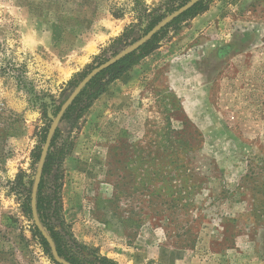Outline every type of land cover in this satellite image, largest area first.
Here are the masks:
<instances>
[{
  "label": "rangeland",
  "instance_id": "obj_1",
  "mask_svg": "<svg viewBox=\"0 0 264 264\" xmlns=\"http://www.w3.org/2000/svg\"><path fill=\"white\" fill-rule=\"evenodd\" d=\"M189 1L0 0V264H58L30 208L52 121ZM132 53L51 138L35 202L59 256L129 264L163 245L183 264H264V0H199Z\"/></svg>",
  "mask_w": 264,
  "mask_h": 264
},
{
  "label": "water",
  "instance_id": "obj_2",
  "mask_svg": "<svg viewBox=\"0 0 264 264\" xmlns=\"http://www.w3.org/2000/svg\"><path fill=\"white\" fill-rule=\"evenodd\" d=\"M198 1L199 0H190L184 6H182L181 8H179L177 11L173 12L171 15H169L165 19H163L159 24H157L151 31H149L138 42H136L135 44H133L129 48H127L124 51H122L119 54H117L112 59L108 60L107 62H105L101 66H99L96 69H94L93 71H91L75 87V89L72 91V93L69 95V97L62 104V106L60 107L57 115L53 119L52 124H51V126H50V128L48 130L47 135H46L45 142H44V145H43L41 154H40L38 166H37V169H36L35 178H34L32 190H31L30 208H31V215H32V219H33L34 225H35L36 229L38 230L39 234L41 235V237L47 243V245H48V247L50 249L51 255H52V257H53V259H54V261L56 263H58V264H70L69 262L63 260L59 256V254H58V252H57V250L55 248V245H54L52 239L49 237V235L47 234V232L42 227V225H41V223H40V221L38 219V215H37V211H36V202H35V200H36V193H37V189H38V186H39L40 176H41L43 164H44V161H45V157H46V154H47V150H48V147H49L51 138H52V136H53V134H54L57 126H58V123H59L60 119L62 118V116H63L64 112L66 111V109L68 108V106L74 101V99L78 96V94L81 92V90L85 87V85L93 77H95L100 72H102L104 70H107L109 67L113 66L115 63H117L118 61H120L121 59H123L124 57H126L127 55H129L130 53H132L133 51H135L136 49H138L139 47H141L156 32H158L160 29H162L166 24H168L174 18H176L177 16L181 15L182 13H184L186 10H188L190 7H192Z\"/></svg>",
  "mask_w": 264,
  "mask_h": 264
},
{
  "label": "trees",
  "instance_id": "obj_3",
  "mask_svg": "<svg viewBox=\"0 0 264 264\" xmlns=\"http://www.w3.org/2000/svg\"><path fill=\"white\" fill-rule=\"evenodd\" d=\"M148 47V44L145 46V48ZM148 52V51H147ZM144 54H136L132 53L125 58L121 59L117 63H115L113 66L109 67L107 70L102 72L101 74L97 75L93 79H91L85 87L81 90L79 95L76 97V99L73 101V103L68 107V109L65 112V115L63 117H66L67 114L74 109L76 106L78 100L84 95L87 94V100H93L97 96H99L101 93H103L106 90L107 85L119 79L121 76L125 75V73L128 72V70L135 65L138 60H140ZM103 77H106V80H101ZM45 244V243H44Z\"/></svg>",
  "mask_w": 264,
  "mask_h": 264
},
{
  "label": "crops",
  "instance_id": "obj_4",
  "mask_svg": "<svg viewBox=\"0 0 264 264\" xmlns=\"http://www.w3.org/2000/svg\"><path fill=\"white\" fill-rule=\"evenodd\" d=\"M185 259L181 250L159 245L136 250L129 257V264H183Z\"/></svg>",
  "mask_w": 264,
  "mask_h": 264
}]
</instances>
